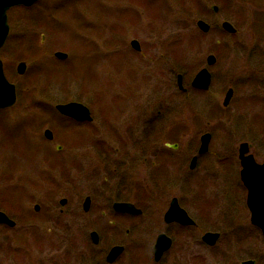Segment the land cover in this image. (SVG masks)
<instances>
[{
	"label": "rangeland",
	"instance_id": "1",
	"mask_svg": "<svg viewBox=\"0 0 264 264\" xmlns=\"http://www.w3.org/2000/svg\"><path fill=\"white\" fill-rule=\"evenodd\" d=\"M213 5L219 7L218 14L211 10ZM256 12L264 14V0H42L32 8L10 11L11 31L6 45L0 50V60L6 77L18 86L19 91L18 103L13 111L0 112V169H15L8 176L14 179L15 189L21 188L23 177L20 176L27 169L26 160H23L27 152L25 147L36 144V139L31 144L32 123H38V130L33 134L43 136L44 131L50 129L55 135L62 133L66 141L70 124L61 121L57 115V104H93L95 111L99 108L103 112L105 104L127 100L126 97L119 99L124 88L127 93L134 94L127 102H145L144 95L135 98L139 92L135 86L136 79L129 83L130 86L127 84L135 77L136 69H140L136 68L137 62L120 44L123 46L132 40L143 44L148 39L159 48V56L161 51L164 53L163 48L171 54L175 72L174 90L170 94L173 97L174 122L186 123L183 126L189 135L188 144L198 147L199 136L211 130L215 139L210 155L219 154L228 161L229 156L237 153L240 144L247 143L258 163H262L264 26L258 31L251 27L255 24ZM198 20L211 26L209 35L198 30ZM223 22H230L238 33L231 36L224 32L221 27ZM262 22L264 24V20ZM58 51L68 54L66 62L55 59L54 54ZM209 55L217 58L216 65L209 68L213 76L212 88L207 93H191L186 98H179L176 75H184L186 87L191 90V81L197 72L207 67ZM20 62L27 64L23 76L16 72ZM156 70H168L165 59L159 60ZM230 88L234 90V96L225 108L223 100ZM40 102L47 105L44 116L38 117L39 121L28 118L24 113L26 106L22 105ZM213 108L221 109L218 117L211 114ZM55 114L59 117L58 121ZM208 122L211 123L210 128L206 127ZM24 123L31 130L28 132L30 135H27ZM95 127V134L104 133L105 120L101 111L97 112ZM66 129L67 134L63 132ZM63 144L67 148L63 159L67 161L61 172L59 170L61 174L56 176L52 173L48 180L49 184L53 183L54 189H48L47 199H55L56 208H59L62 198L71 197L76 182L70 143L62 141L60 145ZM52 154L57 157L55 149H52ZM237 167L238 172L230 163H225L218 168V175L210 170L208 172L215 166H210L205 172L200 169L194 174L197 176L190 179L188 191L174 187L192 203L194 199H199L209 228L225 233L227 240L231 230L237 231L238 228L248 232L250 229L248 224H239L232 229L234 218H245L248 213L246 191L238 177L241 167ZM202 174L204 177L200 181ZM173 176L174 182L180 183L178 177L182 178V175ZM100 209L96 201L94 213L98 214ZM225 239L220 245L223 264L229 261L239 264L249 257L257 258V264H264V244L257 247L253 256L234 259L236 248ZM203 252L200 246L193 261L199 262L198 256ZM182 256L170 253L164 263L170 262L171 257L182 262ZM135 263L153 264V258L144 254L142 260ZM0 264H10L5 254H0Z\"/></svg>",
	"mask_w": 264,
	"mask_h": 264
},
{
	"label": "flooded vegetation",
	"instance_id": "2",
	"mask_svg": "<svg viewBox=\"0 0 264 264\" xmlns=\"http://www.w3.org/2000/svg\"><path fill=\"white\" fill-rule=\"evenodd\" d=\"M133 41L123 46L120 44L137 62L136 68L140 69H136L135 77L129 79L127 84L136 79L135 86L139 92L135 98L144 95L145 102H127L134 94L127 93L124 88L119 99L126 97L127 100L114 101L111 105L107 103L103 112L99 108L95 111L93 104H83L92 118L84 121L62 115L57 110V104V115L61 121L70 124V133L67 134V129L63 131L67 134L66 141L62 133L55 135L52 130L53 137L48 140L44 134L48 129L43 136L33 134L38 130V123H32L31 144L34 139L36 144L25 147L27 152L23 160H26L28 171L26 169L24 175L19 174L23 177V187L15 189L14 179L8 176L15 169H0V213L14 222V225L0 222V254H5L10 264H142L135 262L142 260L144 254L152 256L153 264H223L220 245L226 234L209 228L208 219L202 212L204 206L199 199H194L195 202L192 203L189 198H183L175 188L188 191L190 179L197 176L194 174L200 169L205 172L210 166H215V169L209 168L208 172L210 170L215 175H218L225 163H230L238 172L237 165L242 169L240 146L235 155L233 153L229 156L228 161L223 160L219 154L210 155L215 139L211 130L199 136L198 147L195 144L189 145V135L184 128L186 123L183 126L174 122L171 103L173 97L170 94L174 90L175 72L171 54L163 48L164 53L161 51L159 56V48L151 43V39L143 44L138 41V50L133 47ZM68 58L69 56L65 60L55 59L66 62ZM164 59L168 70H156L159 60ZM179 75L182 76L185 90L179 87ZM185 82L184 75H176L179 98H186L191 93L208 92L192 87L190 90ZM212 83L213 76L210 89ZM142 90L144 92L141 94ZM16 91L18 103L17 85ZM17 103L0 112L13 111ZM22 106H26L24 113L27 117L36 121L47 111L45 102ZM98 111H101L105 120V131L102 134L94 133ZM220 112L221 109L213 108L211 114L218 117ZM57 115L56 121L59 120ZM207 125L206 127H211L210 122ZM24 128L27 135H30L28 132L31 130L25 127V123ZM206 134H210L209 149L200 154L201 139ZM62 141L70 143L76 182L71 197L61 199H65L66 204L61 205L60 200L59 208H56V200L47 199V191L54 189L53 183H48L49 176L52 173L59 176V170L61 172L67 161L63 159L66 147L64 144L60 145ZM52 149H55L57 157L52 154ZM248 150L247 155H252L259 164L251 153L249 144ZM263 163L264 161L259 165ZM241 171L238 177L246 191L245 206L248 213L245 218L233 217L232 229L239 224H248L250 229L248 232L238 228L237 231L231 230L230 239H225L236 248L234 259L253 256L257 247L264 244V230L252 222L253 216L248 206L249 192L242 180ZM175 174L182 175V178L177 176L180 183L174 182ZM50 185L51 188H48ZM88 199L90 205L86 210L85 203ZM96 201L101 207L98 214L94 213ZM117 204L133 205L140 213L119 212L115 209ZM174 205L178 207L174 209L177 212L183 211L191 223L180 222L182 215L177 212L173 213L171 221L167 220L166 216ZM242 218L243 223L240 221ZM207 234L219 235L214 245L204 241ZM160 237L168 238L170 247L156 261L155 247ZM200 246L204 252L198 256L199 262L193 261ZM115 248H121V251L110 259ZM170 253L183 255V261L179 262V258L171 257L170 262L164 263L166 255ZM248 263L257 264L258 259L249 257L239 264ZM227 264L238 263L229 261Z\"/></svg>",
	"mask_w": 264,
	"mask_h": 264
},
{
	"label": "water",
	"instance_id": "3",
	"mask_svg": "<svg viewBox=\"0 0 264 264\" xmlns=\"http://www.w3.org/2000/svg\"><path fill=\"white\" fill-rule=\"evenodd\" d=\"M40 0H0V49H2L9 37L10 33V26L8 24V11L14 7L24 6V7H31L36 4ZM212 11L214 13L219 12L218 6H212ZM197 28L204 34H208L210 32V25L203 20H199L197 22ZM223 30L230 34L234 35L237 33L236 28L230 22H224L222 24ZM133 47L135 49H139V43L134 41ZM57 58L66 59L67 55L63 53H57ZM216 63V57L213 55L208 56L207 64L208 66H212ZM26 70V64L21 63L18 66L19 74H24ZM179 86L181 89L183 88L182 85V77L179 76ZM211 85V74L208 69L200 70L197 75L195 76L192 86L197 89L201 90H209ZM233 97V90L229 89L226 93L223 105L227 107L230 104V101ZM16 103V88L12 85L5 77L3 64L0 61V109H5L12 107ZM57 110L64 116L77 119L78 121L84 120H91L89 110L79 103H68L62 104L57 106ZM46 136L52 139L53 134L50 131L46 132ZM202 145L200 148V154L205 153L208 151V146L210 143V135L207 134L202 137ZM248 144H242L240 146V160L242 164V180L248 189V206L252 212V222L254 225L262 228L264 230V163L259 165L255 162L254 157L252 155L247 156ZM62 205H65L66 201L62 200ZM90 201L89 199L85 203L86 210L89 208ZM176 205L172 206V209L167 214V220L171 221L172 215L174 212H177ZM115 209L120 212L125 213H132L138 214L140 213L138 210L135 209L133 205L129 204H117L115 205ZM182 215L179 219L180 222L191 223L190 219L186 216L183 211L177 212V214ZM0 222H6L11 225H14L13 222H10L8 218L0 213ZM96 236V235H94ZM218 234H207L204 237V241H206L209 245H214L218 239ZM170 247V241L166 237H160L158 243L155 247V260L159 261L162 255L167 251ZM121 251V248H115L112 250L110 254V259H113L118 255ZM250 264V263H248Z\"/></svg>",
	"mask_w": 264,
	"mask_h": 264
},
{
	"label": "trees",
	"instance_id": "4",
	"mask_svg": "<svg viewBox=\"0 0 264 264\" xmlns=\"http://www.w3.org/2000/svg\"><path fill=\"white\" fill-rule=\"evenodd\" d=\"M263 20H264V14H261L260 12H256V14L254 16L255 24L252 22L253 25H251V27L254 26L255 30H257V31L259 29H263V26H264V24L262 22Z\"/></svg>",
	"mask_w": 264,
	"mask_h": 264
}]
</instances>
